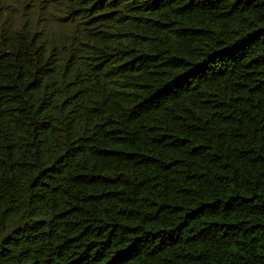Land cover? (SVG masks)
<instances>
[{"label":"trees","instance_id":"16d2710c","mask_svg":"<svg viewBox=\"0 0 264 264\" xmlns=\"http://www.w3.org/2000/svg\"><path fill=\"white\" fill-rule=\"evenodd\" d=\"M0 264H264V0L7 4Z\"/></svg>","mask_w":264,"mask_h":264},{"label":"rangeland","instance_id":"374dc122","mask_svg":"<svg viewBox=\"0 0 264 264\" xmlns=\"http://www.w3.org/2000/svg\"><path fill=\"white\" fill-rule=\"evenodd\" d=\"M16 0H0V21L3 18V12H4V8L7 4H13L15 3Z\"/></svg>","mask_w":264,"mask_h":264}]
</instances>
